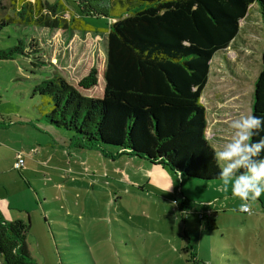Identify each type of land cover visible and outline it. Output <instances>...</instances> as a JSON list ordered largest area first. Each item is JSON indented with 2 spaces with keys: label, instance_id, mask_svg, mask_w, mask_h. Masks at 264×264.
<instances>
[{
  "label": "rangeland",
  "instance_id": "obj_1",
  "mask_svg": "<svg viewBox=\"0 0 264 264\" xmlns=\"http://www.w3.org/2000/svg\"><path fill=\"white\" fill-rule=\"evenodd\" d=\"M1 1L0 15H13L8 1ZM41 1L59 2L57 17L67 22L78 17L73 0ZM248 15L240 24L243 41L237 38L210 63L200 98L209 143H215L219 128L214 121L219 111L211 108L215 101L237 94L241 115L251 113L264 28L255 8ZM82 20L95 30H107L111 23ZM20 42L25 52L34 43L39 60L18 53L0 60V215L5 222H29L25 244L34 264H264V194L243 213L231 190H219L220 180L177 181L168 168L120 155L110 146H103L104 151L71 148L73 132L51 128L40 119L35 110L39 99L32 90L53 70L76 87L95 68L97 86L79 92L101 97L106 33L18 26L0 32V51ZM226 61L235 68H230L233 76ZM231 135L220 130L216 137L227 143ZM18 153L24 160L20 171L13 169ZM162 169L169 182L158 178L155 171ZM170 183L174 186L166 192ZM209 217L215 230L207 228Z\"/></svg>",
  "mask_w": 264,
  "mask_h": 264
},
{
  "label": "trees",
  "instance_id": "obj_2",
  "mask_svg": "<svg viewBox=\"0 0 264 264\" xmlns=\"http://www.w3.org/2000/svg\"><path fill=\"white\" fill-rule=\"evenodd\" d=\"M7 1L13 15H0V32L18 26L106 33L100 98L79 92L97 86L95 68L76 87L52 69L32 90L39 99L35 110L40 119L51 128L74 133L71 148L110 146L120 155L146 160L175 175L180 171L188 180H219L215 151L205 136L200 98L212 58L238 36L239 23L250 9L258 11L264 28V0H73L78 17L70 22L57 17L59 2ZM83 17L111 23L107 30H95ZM37 48L32 43L25 52L20 42L0 51V60L11 59L15 53L38 59ZM251 114L264 118V44ZM208 222L207 228L215 230L214 220ZM28 229V221L5 222L0 215L3 264H34L25 244Z\"/></svg>",
  "mask_w": 264,
  "mask_h": 264
},
{
  "label": "clouds",
  "instance_id": "obj_3",
  "mask_svg": "<svg viewBox=\"0 0 264 264\" xmlns=\"http://www.w3.org/2000/svg\"><path fill=\"white\" fill-rule=\"evenodd\" d=\"M231 139L215 152V159L222 164L219 180L220 191L231 190L233 197L241 201L239 210L250 212L259 197L264 194V118L251 113L242 114L230 122ZM260 136L259 139L255 137ZM177 181L183 180V173L176 171ZM174 184L170 183L166 192ZM176 203V202H173Z\"/></svg>",
  "mask_w": 264,
  "mask_h": 264
},
{
  "label": "crops",
  "instance_id": "obj_4",
  "mask_svg": "<svg viewBox=\"0 0 264 264\" xmlns=\"http://www.w3.org/2000/svg\"><path fill=\"white\" fill-rule=\"evenodd\" d=\"M249 17V15L246 17V18H248ZM245 18V19H246ZM245 19L244 20H242V21H245ZM242 21H240V23H239V25L241 24V22ZM260 22V21H259ZM247 28L248 29H251L250 27H248L247 26ZM240 33H241V26H240V30H239V33H238V36L232 41V43L230 44V46L232 45V44H234L235 43V41L237 40V38H242L241 37V35H240ZM241 41H243V39H241ZM230 46L227 48V49H229L230 48ZM226 49V50H227ZM225 50V51H226ZM224 51V52H225ZM220 53H222V52H220ZM217 54H219V53H217ZM216 54V55H217ZM213 59V58H212ZM211 63V62H210ZM224 66H225V68L228 70V72H229V74L231 75V76H233V73L231 72V70H230V68L232 67L231 65H229V63L226 61V63L224 64ZM232 68H234V67H232ZM235 69V68H234ZM209 72H210V68H209ZM208 77H209V75H208ZM226 82V81H225ZM203 93V92H202ZM223 94H225V93H223ZM202 96V95H201ZM240 95H237V94H234L233 95V97H230V98H228V97H223L222 99H220V100H218V101H215L214 103V106L213 107H211L212 108V111H219V113H216V117H214V118H217V119H215L214 121H215V123L219 126V128H218V130L216 131L217 133H216V135L214 136V140H213V142H215V143H209L210 141L209 140H207L208 141V143H209V145L213 148V150L215 151V152H218L222 147H223V145L225 144V143H219V141H218V139H217V135H218V133H219V131L220 130H229V131H232L231 129H230V122L234 119V118H236V117H238L239 115H241V111H243V107H242V105H243V103L241 102V100H240ZM223 100V101H222ZM201 102V101H200ZM252 102H253V97H252ZM251 107H252V103H251ZM205 109V108H204ZM231 112L232 113V115H228V113H226V112ZM218 114V115H217ZM228 115V116H227ZM205 118H206V129H207V117H206V109H205ZM205 136H206V132H205ZM207 139V138H206ZM69 147H70V145H69ZM23 156V155H22ZM217 163H218V161H217ZM151 166H153V167H161V166H158V165H151ZM152 167V168H153ZM163 171V172H162ZM162 171H155V172H157L156 174L159 176L158 178L160 179V180H163L164 182H169L170 181V177H169V175L162 169ZM210 218V217H209Z\"/></svg>",
  "mask_w": 264,
  "mask_h": 264
},
{
  "label": "built area",
  "instance_id": "obj_5",
  "mask_svg": "<svg viewBox=\"0 0 264 264\" xmlns=\"http://www.w3.org/2000/svg\"><path fill=\"white\" fill-rule=\"evenodd\" d=\"M24 166V160L22 154L18 153L15 157V162L13 164V169L16 171H20ZM248 213V212H243Z\"/></svg>",
  "mask_w": 264,
  "mask_h": 264
}]
</instances>
